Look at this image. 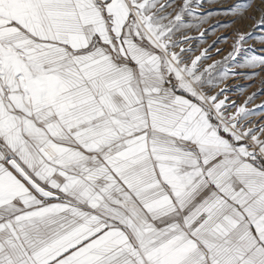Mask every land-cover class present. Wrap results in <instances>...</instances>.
Instances as JSON below:
<instances>
[{"label": "snow or ice", "instance_id": "snow-or-ice-1", "mask_svg": "<svg viewBox=\"0 0 264 264\" xmlns=\"http://www.w3.org/2000/svg\"><path fill=\"white\" fill-rule=\"evenodd\" d=\"M254 2L0 0V264H264V88L213 91L264 70Z\"/></svg>", "mask_w": 264, "mask_h": 264}, {"label": "rangeland", "instance_id": "rangeland-1", "mask_svg": "<svg viewBox=\"0 0 264 264\" xmlns=\"http://www.w3.org/2000/svg\"><path fill=\"white\" fill-rule=\"evenodd\" d=\"M259 4V0H255L254 7ZM216 7V6H212ZM230 19L222 15L213 14L210 19L209 24L205 25V28H210L212 25L216 24L217 21L224 22ZM252 24L251 20H246L242 23H237L231 25L227 28H216L215 31H209L204 39L199 38V33L195 30L190 31L189 35L194 39L190 44L185 45V47H191L193 51L188 55L194 57L199 55L204 49H209V55L212 57L211 60H205L204 64L212 63L213 61H223V57L227 55L228 51L231 50V45L233 43V32L236 28H240L241 31H247L248 27ZM218 37H227L226 40H220L219 43H215ZM249 45L255 42L250 40ZM212 46V47H210ZM258 47V45H257ZM217 49H221L217 53ZM233 71L239 72L240 75H229V77L223 81H218L217 88L213 91H218L219 89H225V95L228 96L229 101L235 102L237 106L243 105L244 102L253 93H260V90L264 88V70L261 69H233ZM256 72L257 75L250 76L248 73ZM264 104V93L258 94L251 103L247 104L246 107L249 110H256V115L250 117L249 119L255 121L256 123L264 122V114L260 113L257 106ZM235 109H232L234 111Z\"/></svg>", "mask_w": 264, "mask_h": 264}]
</instances>
